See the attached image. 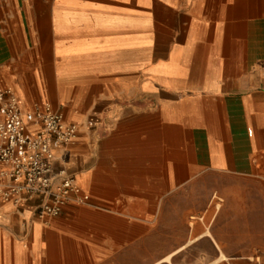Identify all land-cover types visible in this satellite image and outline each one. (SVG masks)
Instances as JSON below:
<instances>
[{"label":"crops","instance_id":"0c3cea01","mask_svg":"<svg viewBox=\"0 0 264 264\" xmlns=\"http://www.w3.org/2000/svg\"><path fill=\"white\" fill-rule=\"evenodd\" d=\"M0 87L78 125L54 166L88 194L0 196V264H135L143 203L207 173L236 178L210 264H264V0H0Z\"/></svg>","mask_w":264,"mask_h":264},{"label":"built area","instance_id":"2783aa9c","mask_svg":"<svg viewBox=\"0 0 264 264\" xmlns=\"http://www.w3.org/2000/svg\"><path fill=\"white\" fill-rule=\"evenodd\" d=\"M78 125L49 105L23 110L9 87H0V196L36 198L38 217L58 215L69 199L85 203L87 192L64 167L58 147L75 141Z\"/></svg>","mask_w":264,"mask_h":264},{"label":"rangeland","instance_id":"374dc122","mask_svg":"<svg viewBox=\"0 0 264 264\" xmlns=\"http://www.w3.org/2000/svg\"><path fill=\"white\" fill-rule=\"evenodd\" d=\"M235 176L225 173H207L192 181L190 185L174 186L167 189L159 187L158 201L143 203L145 208L152 205L151 220L141 219L146 227L137 236H127V257L132 251L128 247L134 244L141 245L140 257L136 251L135 264H152L169 253L167 261L157 264H210L219 256L213 246L214 232L223 243L219 247L236 244L235 238L230 241V181ZM79 186V185H78ZM80 187V186H79ZM77 203L76 200H68ZM52 217L45 216L44 218ZM129 222L130 218L126 217ZM209 233L195 238L197 232ZM238 244V243H237ZM224 255H236L239 251L234 249H221ZM211 264H227L225 260H218Z\"/></svg>","mask_w":264,"mask_h":264},{"label":"bare ground","instance_id":"6f19581e","mask_svg":"<svg viewBox=\"0 0 264 264\" xmlns=\"http://www.w3.org/2000/svg\"><path fill=\"white\" fill-rule=\"evenodd\" d=\"M222 257V256H221ZM224 258V257H223Z\"/></svg>","mask_w":264,"mask_h":264}]
</instances>
